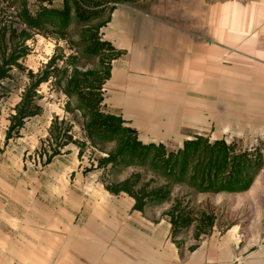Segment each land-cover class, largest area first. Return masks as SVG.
I'll return each mask as SVG.
<instances>
[{
	"label": "crops",
	"instance_id": "obj_1",
	"mask_svg": "<svg viewBox=\"0 0 264 264\" xmlns=\"http://www.w3.org/2000/svg\"><path fill=\"white\" fill-rule=\"evenodd\" d=\"M106 41L122 54L111 63L103 104L143 144L181 148L184 141L208 135L212 126L218 133L233 131L245 147L264 139V0L219 3L201 19L172 23L118 15L108 25ZM104 189L88 202L74 199L86 200L92 206L88 211L109 226L92 230L104 251L96 249L91 264H264L262 232L250 231L241 243L234 227L218 236L212 232L193 250H179L163 236L161 224L149 225L143 213L133 210L130 197L129 215H114L117 197ZM17 213V204L3 210L0 180V264L14 259L16 264H81L82 253L75 251L74 240L66 241L63 230L43 233L26 222L19 229ZM166 225L168 234L171 225Z\"/></svg>",
	"mask_w": 264,
	"mask_h": 264
},
{
	"label": "rangeland",
	"instance_id": "obj_2",
	"mask_svg": "<svg viewBox=\"0 0 264 264\" xmlns=\"http://www.w3.org/2000/svg\"><path fill=\"white\" fill-rule=\"evenodd\" d=\"M111 1L99 17L88 22L78 23L72 12L70 23L62 33L53 30L54 28H49L51 32L45 33L30 29V33L24 32L16 36L18 39L14 41L11 39L6 43L0 36L2 41L0 58L3 54L7 60L14 56L18 65L12 64L8 68V77L0 84V180L3 210H13L14 204H17L19 229L23 226L22 223L26 222L28 227L30 224L31 228L43 233L45 231L60 233L63 230L66 241L74 240L75 251L82 253L81 264H91L89 256L98 255L96 249L104 251V247L100 245L102 242L92 230L109 228L107 223L97 219L95 214L88 211L91 205L85 201L90 196H100L107 184L122 181L133 173L141 175L142 183L154 179L151 186L162 183V178L151 172L148 166L99 165L107 156L106 153L113 150L115 145L104 142L95 148L85 139L82 113L77 109L78 102L75 97L70 98L64 94L55 84L56 78L51 74L52 68L48 67L50 59L58 57L53 67L60 68L63 67L65 59L71 55L75 59L70 63H74L78 69H99L101 62L109 53L106 51L99 56H91L84 52V43L89 41L88 38L94 33L101 41H106L108 25L118 15L130 21L151 17L172 23L185 17L201 19L209 6L214 7L219 3L234 0ZM22 3L26 9L29 7L34 12L40 6L54 9L63 7V0H15L19 13L22 10ZM47 71H49V79L34 88V94H29L30 88ZM104 94L105 84L102 87L103 99ZM26 95L31 96L28 99L30 105H37L40 110L37 115L26 117L22 127L10 132L15 107L24 101ZM102 110L110 113L103 102ZM213 127L208 135L204 134L210 143L224 139L226 144L234 146L237 152L258 149L264 163V139H254L245 147L241 140L234 137L233 131L223 134L218 133L217 128L213 130ZM66 135L71 136L72 139L69 140ZM166 148L168 151L179 149L175 145H168ZM254 181L256 183L252 188L239 193H192L187 186L176 185L172 190L171 201L149 207L143 214L149 225L161 224L163 236L173 244L170 236L171 228L166 234V223H169V218L165 213L174 199L183 206H190L194 218L198 216L199 211H205L215 217L214 226L208 234L200 233L196 238L194 225L182 230L175 237V240L181 244L179 250L197 246L212 232L218 236L234 227L241 232V243H243L250 236V231L251 234L256 230L258 234L264 233V165ZM104 191H107L106 188ZM109 194L110 197H117L113 200L114 211L116 210L114 215L131 212L130 208L128 209V203H131L129 196L123 193ZM78 196L85 197L86 200L76 202L74 199ZM41 206L43 208L41 212L26 210ZM63 207L65 210L62 209ZM70 207L73 210H69ZM73 207L76 209L74 210ZM117 207L121 208L117 210ZM120 216L121 214L117 217ZM118 233L120 234L119 231ZM115 236L116 232L111 238ZM50 238L52 239L53 236L51 235ZM77 248L81 251L76 250ZM66 255H69L68 252ZM70 257L73 259L72 256ZM12 263L16 264L15 259ZM29 263L31 262L26 260L18 261V264ZM100 263L96 262V264Z\"/></svg>",
	"mask_w": 264,
	"mask_h": 264
},
{
	"label": "trees",
	"instance_id": "obj_3",
	"mask_svg": "<svg viewBox=\"0 0 264 264\" xmlns=\"http://www.w3.org/2000/svg\"><path fill=\"white\" fill-rule=\"evenodd\" d=\"M110 1L63 0L62 9L40 6L33 15H29L22 3L20 17L34 31L45 33L50 31L49 28H54L53 30L62 33L70 23L72 12L78 23L88 22L99 17ZM16 39L18 38L13 36L12 40ZM88 40L84 43V52L87 54L99 56L106 51L109 53L101 62V68L80 70L74 63H70L75 59L71 55L65 59L63 67H53L58 59L54 57L50 59L48 67L52 68L55 84L64 94L70 98L75 97L78 102L77 109L82 113L85 139L95 148L104 142L115 145L99 165L148 166L151 172L162 178V183L151 186L154 179L142 183L141 175L133 173L122 181L107 184L105 188L109 193L126 194L133 200V210L144 213L149 207L171 201L172 190L176 185H185L192 193H239L251 187L264 165L260 150L237 152L234 146L226 144L223 139L210 143L207 137L195 136L184 141L183 146L176 151H168L163 144H143L138 139L137 132L125 126L120 116L104 112L102 87L110 77L111 61L122 52L115 50L109 42L101 41L95 33ZM12 64L17 65L16 58L11 56L7 60L3 54L0 58V84L8 77V68ZM49 76V71L45 72L30 88L29 94H34V88L49 79ZM30 97L26 95L24 101L15 107L10 132L22 127L26 117L38 114L40 109L37 105H30ZM66 137L72 139L71 136ZM165 214L171 225L170 236L177 248L181 244L175 237L182 230L194 225L197 238L200 233H210L215 222V217L205 211H199L194 218L193 209L188 205L183 206L177 199L172 201ZM195 247L191 246L189 249L193 250Z\"/></svg>",
	"mask_w": 264,
	"mask_h": 264
},
{
	"label": "built area",
	"instance_id": "obj_4",
	"mask_svg": "<svg viewBox=\"0 0 264 264\" xmlns=\"http://www.w3.org/2000/svg\"><path fill=\"white\" fill-rule=\"evenodd\" d=\"M27 12L29 15L35 13L29 7ZM22 32L30 33V28L21 21L15 0H0V36H2L3 41L6 43L13 36H19Z\"/></svg>",
	"mask_w": 264,
	"mask_h": 264
}]
</instances>
